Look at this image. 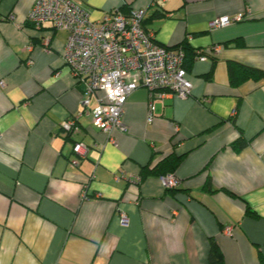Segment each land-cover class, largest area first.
<instances>
[{
	"label": "crops",
	"instance_id": "0c3cea01",
	"mask_svg": "<svg viewBox=\"0 0 264 264\" xmlns=\"http://www.w3.org/2000/svg\"><path fill=\"white\" fill-rule=\"evenodd\" d=\"M34 1L0 0V264H209L211 239L224 264H260L264 79L232 86L228 64L264 70V0H73L91 21L143 11L159 44L220 49L187 57L190 94L157 100L151 120L139 86L126 98L124 131L108 136L82 114L70 139L60 124L81 110L82 84L63 59L67 31L27 20ZM169 153L183 155L174 190L158 175L135 181Z\"/></svg>",
	"mask_w": 264,
	"mask_h": 264
},
{
	"label": "built area",
	"instance_id": "2783aa9c",
	"mask_svg": "<svg viewBox=\"0 0 264 264\" xmlns=\"http://www.w3.org/2000/svg\"><path fill=\"white\" fill-rule=\"evenodd\" d=\"M143 17L140 10L126 15L113 9L101 20L91 21L88 12L73 0L34 1L27 20L34 26L51 23L56 29L67 31L63 59L82 84L81 110L60 124L63 134L77 132V120L82 114L89 115L92 124L108 136L114 129L124 131V104L139 86L148 90L149 120L154 116L157 100L166 95L185 98L190 94L184 50L159 44L152 32L145 31ZM8 18L13 19V15ZM242 18V13L220 16L209 22V28L224 27ZM219 49L220 45L215 44L208 52L196 51L195 58L206 60ZM110 140L113 141L111 137ZM72 150L83 157L87 148L75 141ZM161 178L165 187L173 188L179 183L171 173ZM121 221H126L123 214ZM223 233L230 235L231 227H226Z\"/></svg>",
	"mask_w": 264,
	"mask_h": 264
},
{
	"label": "trees",
	"instance_id": "16d2710c",
	"mask_svg": "<svg viewBox=\"0 0 264 264\" xmlns=\"http://www.w3.org/2000/svg\"><path fill=\"white\" fill-rule=\"evenodd\" d=\"M118 10L123 12L122 7ZM162 15H163L162 13H155V16L157 17L162 16ZM142 25L145 31L149 32V30H147L144 25V19L142 20ZM167 47L184 49V52H185L184 65H185L187 57L191 58L192 55L193 57L195 55V52H193L189 48H185V46L183 47L181 45H177L174 47L172 46H167ZM228 78H229L230 85L237 86L238 84L246 80L258 81L260 79H264V70L257 68V67L245 65L239 62H229ZM60 131L62 132L61 128H60ZM71 137L72 136L70 135V133L65 134L66 139H70ZM72 142L74 144L75 140H73ZM245 145H246V141L242 137H240L237 140H235L231 146L234 150L239 151ZM182 157L183 155H176L174 153H169L165 155L163 158H161L160 160H158L154 165L152 166L146 165L139 174V182L142 180V177L146 176L147 174L164 176L168 173H171L175 175V169L177 168ZM176 187H173V188L165 187V189L170 191V190H174ZM203 189L210 191V192L213 191L211 187L210 179L206 180V183ZM210 241L211 242H210V249H209V254H208V263L209 264H224L222 252L220 248L218 247V244L213 239H211ZM259 259H260V264H264V258H262L261 255H259Z\"/></svg>",
	"mask_w": 264,
	"mask_h": 264
},
{
	"label": "rangeland",
	"instance_id": "374dc122",
	"mask_svg": "<svg viewBox=\"0 0 264 264\" xmlns=\"http://www.w3.org/2000/svg\"><path fill=\"white\" fill-rule=\"evenodd\" d=\"M95 104V103H94ZM94 104H92V105H94ZM227 227H229V226H227ZM226 228V227H225ZM225 230V229H224ZM231 232H232V230H231Z\"/></svg>",
	"mask_w": 264,
	"mask_h": 264
}]
</instances>
